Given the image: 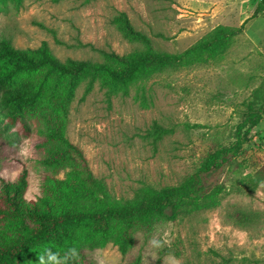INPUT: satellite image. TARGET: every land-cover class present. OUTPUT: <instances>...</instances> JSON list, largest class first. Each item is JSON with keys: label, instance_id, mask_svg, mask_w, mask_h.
<instances>
[{"label": "rangeland", "instance_id": "obj_1", "mask_svg": "<svg viewBox=\"0 0 264 264\" xmlns=\"http://www.w3.org/2000/svg\"><path fill=\"white\" fill-rule=\"evenodd\" d=\"M261 0H8L0 7V37L17 49L45 41L60 61H106L144 48L123 36L117 17L150 40L153 49L180 53L219 25L239 26ZM81 84L70 103L66 137L83 152L96 177L116 199L143 185L178 184L214 149L235 141L236 126L264 97V9L249 18L229 49L203 63L151 77L127 94L98 81ZM32 124V122L30 123ZM165 133L156 139L153 127ZM34 136V135H33ZM32 137L11 142L0 132V175L27 171L25 197L39 194ZM34 140V139H33ZM23 153V154H22ZM264 162V118L236 157L206 183L236 188ZM236 190V189H235ZM250 214L247 229L233 217ZM166 241L163 248L151 238ZM87 264H264V182L252 193L229 191L218 207L136 232L121 254L111 243L85 251Z\"/></svg>", "mask_w": 264, "mask_h": 264}, {"label": "trees", "instance_id": "obj_2", "mask_svg": "<svg viewBox=\"0 0 264 264\" xmlns=\"http://www.w3.org/2000/svg\"><path fill=\"white\" fill-rule=\"evenodd\" d=\"M7 1L0 0V7ZM263 9L261 0L239 26H216L180 53L153 49L149 38L120 14L117 21L123 36L142 41L144 48L124 55L105 53L103 62L60 61L45 41L34 49H17L8 38L0 37V132L13 143L30 134L35 137L34 167L40 179L39 194L27 199L26 169L12 180L0 175V264H39V254L48 247L61 255L77 247L80 255L75 264H87L85 251L108 243L125 255L136 232H150L158 222L214 209L229 191L254 192L264 182V162L241 176L236 188H226L217 180L206 183L204 178L217 174L239 155L248 134L264 118V97L236 126L232 145L209 152L197 171L178 184L143 185L129 199L109 193L65 131L70 103L81 84H86L85 93L98 81L109 92L127 94L131 86L153 76L218 57L241 35L246 21ZM152 133L159 139L165 130L156 125ZM233 215L246 229L253 223L248 213Z\"/></svg>", "mask_w": 264, "mask_h": 264}, {"label": "clouds", "instance_id": "obj_3", "mask_svg": "<svg viewBox=\"0 0 264 264\" xmlns=\"http://www.w3.org/2000/svg\"><path fill=\"white\" fill-rule=\"evenodd\" d=\"M165 243L166 241L157 237H153L149 241L150 246L155 249L163 248ZM52 249V247H48L42 254H39V264H75L79 260L80 253L75 246L69 247L63 255L59 251H53Z\"/></svg>", "mask_w": 264, "mask_h": 264}]
</instances>
